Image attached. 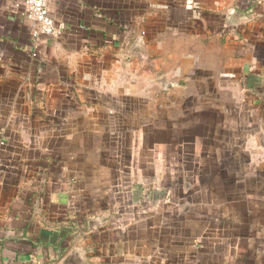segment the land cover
Returning a JSON list of instances; mask_svg holds the SVG:
<instances>
[{
	"label": "crops",
	"instance_id": "0c3cea01",
	"mask_svg": "<svg viewBox=\"0 0 264 264\" xmlns=\"http://www.w3.org/2000/svg\"><path fill=\"white\" fill-rule=\"evenodd\" d=\"M49 8L59 37L39 31L24 0H0V264H63L75 248L86 264H264V121L169 112L182 114L169 182L186 183L167 192L141 113L128 110L135 97L105 88L127 87L126 69L153 52L148 37H169L181 80L246 81L264 103V0Z\"/></svg>",
	"mask_w": 264,
	"mask_h": 264
},
{
	"label": "rangeland",
	"instance_id": "374dc122",
	"mask_svg": "<svg viewBox=\"0 0 264 264\" xmlns=\"http://www.w3.org/2000/svg\"><path fill=\"white\" fill-rule=\"evenodd\" d=\"M147 40L149 43L151 41L150 45L153 52L151 54L143 53L140 56L143 59L140 66L135 65L126 69L125 80L120 81V83L125 82L127 87H119L113 85L112 82L110 84L108 81L105 83L106 87H104L110 89L109 91L118 90L119 88L124 89L128 96L135 97V102L128 107V110L141 113L142 118H133V120L140 122L141 127L144 128L143 135L141 134L142 142L157 147L158 172L165 176L163 177L165 181L161 182L162 184L158 188L169 192L175 184H179V189H181L180 185L186 183L184 181L182 183L169 182V173L171 170H175V165L172 166V163H169V158L173 157L171 154H174V157L177 155V158L182 156L180 150L172 151V146L169 147V136L170 138L171 135L173 136L171 122L181 121L182 114L174 115V118L178 119H173L171 116L169 117V112L171 114V111L172 113L173 111L176 113L179 111L180 113L182 110H190L195 113L197 111H205L204 113H206L214 109H237L239 112L243 111L244 113L251 111L248 116L243 117L244 119L240 123L249 122L255 125L256 122L261 124L260 120L264 121V117L258 113L264 111V103L260 101L261 98L253 97L255 95L252 94L251 89L247 88L246 81H213V78L206 81L181 80L177 75L176 66L178 63L174 61L173 54L169 55V37L155 39L148 37ZM142 44L144 45V43ZM134 80L136 85H128L129 82L132 83ZM137 81L140 82L137 84ZM232 82L234 84H231ZM254 84L253 89L257 86L262 87V81H253ZM259 84L261 85L259 86ZM222 94H228L230 97L227 95L228 97L224 96L222 98L223 101H218L217 96ZM224 99L227 100L224 101ZM150 112L153 114L152 117H148ZM194 115L195 118L193 119L197 120L202 112L199 115L197 113ZM193 132L198 134L201 130L196 128ZM170 141L172 142V140ZM177 168L180 170L181 166L177 165ZM195 170H197V167L194 166V169L187 175L188 179L192 178L194 182L197 179Z\"/></svg>",
	"mask_w": 264,
	"mask_h": 264
},
{
	"label": "built area",
	"instance_id": "2783aa9c",
	"mask_svg": "<svg viewBox=\"0 0 264 264\" xmlns=\"http://www.w3.org/2000/svg\"><path fill=\"white\" fill-rule=\"evenodd\" d=\"M24 6L30 20L39 25V31L48 37H59L61 29L53 18L49 0H24Z\"/></svg>",
	"mask_w": 264,
	"mask_h": 264
},
{
	"label": "water",
	"instance_id": "95a60500",
	"mask_svg": "<svg viewBox=\"0 0 264 264\" xmlns=\"http://www.w3.org/2000/svg\"><path fill=\"white\" fill-rule=\"evenodd\" d=\"M143 43V40L138 41L137 44ZM165 194L161 192L155 193V202L163 200ZM63 264H86V254L80 248L73 249L68 256L64 259Z\"/></svg>",
	"mask_w": 264,
	"mask_h": 264
}]
</instances>
